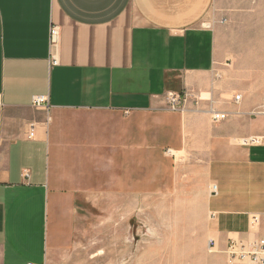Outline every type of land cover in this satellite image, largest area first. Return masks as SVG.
<instances>
[{"label": "crops", "instance_id": "crops-1", "mask_svg": "<svg viewBox=\"0 0 264 264\" xmlns=\"http://www.w3.org/2000/svg\"><path fill=\"white\" fill-rule=\"evenodd\" d=\"M215 5L0 0V264H48L87 207L136 197L206 206L218 236L264 237L249 217L264 216V119L248 115L261 98L217 49ZM184 90L199 104L171 111Z\"/></svg>", "mask_w": 264, "mask_h": 264}, {"label": "rangeland", "instance_id": "rangeland-1", "mask_svg": "<svg viewBox=\"0 0 264 264\" xmlns=\"http://www.w3.org/2000/svg\"><path fill=\"white\" fill-rule=\"evenodd\" d=\"M213 25L227 68L240 76L236 80L241 86L252 90L253 101L261 98L248 115L264 119V113L257 114L264 105V0H216ZM261 186L264 202V176ZM143 201L136 197L134 206L87 207L80 231L49 255L48 264H251L249 259L233 258L230 246L261 235L218 236L211 225L214 215L206 206L178 199L150 205ZM256 229H264V222Z\"/></svg>", "mask_w": 264, "mask_h": 264}, {"label": "built area", "instance_id": "built-area-1", "mask_svg": "<svg viewBox=\"0 0 264 264\" xmlns=\"http://www.w3.org/2000/svg\"><path fill=\"white\" fill-rule=\"evenodd\" d=\"M59 29L58 27H52L50 30V46L53 48L57 46L58 38H59ZM53 64H57L56 60H53ZM242 96L237 95L234 98L235 103H239L241 101ZM199 97L190 91H186L182 94L170 92L166 95V101L168 107L171 111H183L185 105L189 101H193L196 105L199 104ZM1 105V101H0ZM33 106L34 107H49V100L47 97L44 96H36L33 99ZM259 109L262 111H259ZM258 115L264 113V105L258 108ZM209 116L214 123H219L224 121L227 118L226 113H222L216 109H212L209 112ZM1 136V132H0ZM34 136L33 133L30 134V138ZM253 143L258 144L259 140L250 139L246 141V144ZM264 222V217L253 214L250 217V225L252 228H259ZM213 244V241L210 242ZM230 255L233 258H240V259H249L251 264H264V237H259L252 242L249 243H233L230 246Z\"/></svg>", "mask_w": 264, "mask_h": 264}]
</instances>
